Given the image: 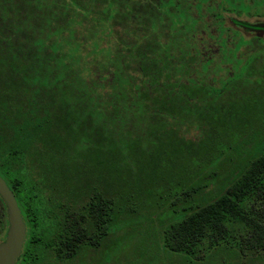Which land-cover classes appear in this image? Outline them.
Here are the masks:
<instances>
[{"label": "trees", "instance_id": "trees-1", "mask_svg": "<svg viewBox=\"0 0 264 264\" xmlns=\"http://www.w3.org/2000/svg\"><path fill=\"white\" fill-rule=\"evenodd\" d=\"M246 15L263 0H0V175L26 225L16 264H75L146 211L184 264H264V99L236 94L241 71L206 79L215 59L199 58L227 30L263 41L264 18ZM0 223L1 240V196Z\"/></svg>", "mask_w": 264, "mask_h": 264}, {"label": "rangeland", "instance_id": "rangeland-1", "mask_svg": "<svg viewBox=\"0 0 264 264\" xmlns=\"http://www.w3.org/2000/svg\"><path fill=\"white\" fill-rule=\"evenodd\" d=\"M225 16L229 17L228 14ZM243 17L251 20L264 18V15ZM226 33L223 35L225 39L210 37L201 42L199 58L215 59L209 68L210 71L207 74L205 72V78H212L215 84L221 85L224 79L241 71V76L245 75L246 81L249 82L237 87L236 94L264 99V73H259L264 68V40L259 41L234 30H227ZM239 34L252 38L234 47L239 40ZM247 57L253 59L247 66L251 74H247L246 70L243 72L244 68L241 70L242 67H240L243 59ZM258 133H260L258 140L264 142V117L259 121ZM241 144L244 145L243 142ZM158 229V222L153 220L152 214L143 212L138 218L110 232L101 245L89 248L83 260L80 257L74 258L73 261L75 264H184L183 257L168 255L158 244Z\"/></svg>", "mask_w": 264, "mask_h": 264}, {"label": "water", "instance_id": "water-1", "mask_svg": "<svg viewBox=\"0 0 264 264\" xmlns=\"http://www.w3.org/2000/svg\"><path fill=\"white\" fill-rule=\"evenodd\" d=\"M0 196L6 204L8 220L5 236L0 241V264H14L25 240L26 225L16 197L1 175Z\"/></svg>", "mask_w": 264, "mask_h": 264}, {"label": "flooded vegetation", "instance_id": "flooded-vegetation-1", "mask_svg": "<svg viewBox=\"0 0 264 264\" xmlns=\"http://www.w3.org/2000/svg\"><path fill=\"white\" fill-rule=\"evenodd\" d=\"M263 38H264V33H263ZM263 40H264V39H263ZM1 240H2V239H1ZM1 240H0V241H1ZM16 261H17V259H16ZM16 261H15V263H14V264H16Z\"/></svg>", "mask_w": 264, "mask_h": 264}]
</instances>
